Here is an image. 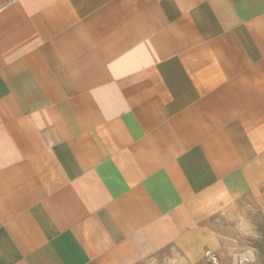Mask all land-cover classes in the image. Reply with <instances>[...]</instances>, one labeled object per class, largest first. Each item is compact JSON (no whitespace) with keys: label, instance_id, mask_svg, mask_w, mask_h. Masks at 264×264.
<instances>
[{"label":"crops","instance_id":"0c3cea01","mask_svg":"<svg viewBox=\"0 0 264 264\" xmlns=\"http://www.w3.org/2000/svg\"><path fill=\"white\" fill-rule=\"evenodd\" d=\"M263 192L264 0H0V264H204Z\"/></svg>","mask_w":264,"mask_h":264},{"label":"rangeland","instance_id":"374dc122","mask_svg":"<svg viewBox=\"0 0 264 264\" xmlns=\"http://www.w3.org/2000/svg\"><path fill=\"white\" fill-rule=\"evenodd\" d=\"M216 231L220 246L204 264H264V192L225 213Z\"/></svg>","mask_w":264,"mask_h":264}]
</instances>
